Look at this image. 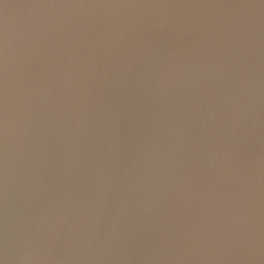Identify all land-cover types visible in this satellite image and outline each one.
I'll list each match as a JSON object with an SVG mask.
<instances>
[{"label":"water","instance_id":"water-1","mask_svg":"<svg viewBox=\"0 0 264 264\" xmlns=\"http://www.w3.org/2000/svg\"><path fill=\"white\" fill-rule=\"evenodd\" d=\"M0 264H264V0H0Z\"/></svg>","mask_w":264,"mask_h":264}]
</instances>
